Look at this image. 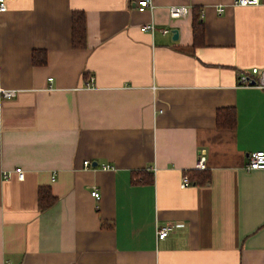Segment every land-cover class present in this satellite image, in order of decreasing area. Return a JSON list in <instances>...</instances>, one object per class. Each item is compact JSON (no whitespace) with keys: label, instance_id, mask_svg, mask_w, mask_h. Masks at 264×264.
Wrapping results in <instances>:
<instances>
[{"label":"crops","instance_id":"0c3cea01","mask_svg":"<svg viewBox=\"0 0 264 264\" xmlns=\"http://www.w3.org/2000/svg\"><path fill=\"white\" fill-rule=\"evenodd\" d=\"M138 1L16 0L0 13V85L18 91L0 107V264H264V169H245L264 151V89L238 85L264 68V0ZM173 5L187 15L171 18ZM223 109L234 128H218Z\"/></svg>","mask_w":264,"mask_h":264},{"label":"built area","instance_id":"2783aa9c","mask_svg":"<svg viewBox=\"0 0 264 264\" xmlns=\"http://www.w3.org/2000/svg\"><path fill=\"white\" fill-rule=\"evenodd\" d=\"M16 1V0H0V13L5 12L7 10V5L9 2ZM261 3V0H233L234 6H248V5H258ZM153 4L151 0H140L137 2V10L140 12H144L146 10H152ZM169 15L171 18H180L184 17L188 13V8L186 6L182 5H173L169 8ZM217 11L222 12L223 7L221 5L217 6ZM142 32H149L154 33L157 30V27L154 23L143 25L140 29ZM170 30L164 28L161 29V32L163 34L168 33ZM51 80V79H49ZM93 79L91 78L88 83H86L87 87H93ZM238 85L244 86V87H257L260 89H264V68L259 69L257 67H254L251 69L249 73H240L238 75ZM18 91L14 89H6L0 85V107L3 100L6 99H12L17 96ZM84 167H90L92 166V163L89 160H85L83 162ZM97 167L103 169V170H113L114 167L110 164H101ZM196 168L199 170L204 169V164L199 161L196 165ZM245 169L247 171H254V170H260L264 169V151H256L247 157V163L245 165ZM18 177V179L22 180L24 178V172L22 169H16L14 171ZM5 177H8L7 174L4 175ZM189 185V180L187 177H184V187ZM93 197L96 200L100 199V193L98 190H94L92 192ZM170 226H163L159 227L157 229V237L158 239H164L169 232L171 231Z\"/></svg>","mask_w":264,"mask_h":264},{"label":"trees","instance_id":"16d2710c","mask_svg":"<svg viewBox=\"0 0 264 264\" xmlns=\"http://www.w3.org/2000/svg\"><path fill=\"white\" fill-rule=\"evenodd\" d=\"M194 37L197 39L202 34V24L195 23L193 27ZM72 43L74 48H83L86 44V26L85 18L83 13L73 14V28H72ZM39 54V56H38ZM38 56V57H37ZM33 62L36 65H43L46 62V54L42 50H34ZM235 111L234 109H223L217 112V126L218 128H234L235 126ZM189 180L195 183H206L209 180V175L205 172L190 174L186 172ZM40 202L39 206L41 210H46L54 203L53 197H46L45 202L43 200L42 192L40 191Z\"/></svg>","mask_w":264,"mask_h":264},{"label":"water","instance_id":"95a60500","mask_svg":"<svg viewBox=\"0 0 264 264\" xmlns=\"http://www.w3.org/2000/svg\"><path fill=\"white\" fill-rule=\"evenodd\" d=\"M177 32H178V31H176V30L173 31V33H174V39L177 37ZM93 165H94V164H93Z\"/></svg>","mask_w":264,"mask_h":264}]
</instances>
